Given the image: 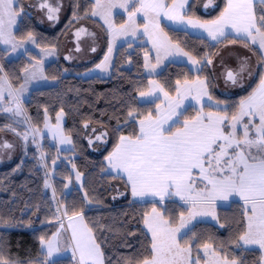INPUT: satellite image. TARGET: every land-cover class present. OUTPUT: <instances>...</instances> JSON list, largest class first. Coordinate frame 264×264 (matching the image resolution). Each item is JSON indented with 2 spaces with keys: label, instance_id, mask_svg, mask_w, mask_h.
Wrapping results in <instances>:
<instances>
[{
  "label": "snow or ice",
  "instance_id": "snow-or-ice-1",
  "mask_svg": "<svg viewBox=\"0 0 264 264\" xmlns=\"http://www.w3.org/2000/svg\"><path fill=\"white\" fill-rule=\"evenodd\" d=\"M90 2V9L86 8L79 17L74 12L73 20L79 23L81 19L99 18L103 22L109 40L107 52L96 69L104 72L111 67L117 38L129 35L147 36L151 42L155 64L151 63L147 51L144 52L143 63L149 74L155 73L162 60L168 57L186 58L197 73L213 64L209 54L205 53L198 59L184 51L179 42L173 43L160 26L162 19H167L174 30H202L214 42L213 47L240 44L254 53L259 52L255 66L258 83L248 95L233 104L227 100H213L208 91L211 82L207 76L201 78L196 75L191 81L185 77L183 83L176 80L175 97L155 80L148 81L147 90H138L139 97L152 103L162 100L164 107L156 105L154 112L144 113L129 106L125 124L132 127V131L128 135L119 134L122 129L117 126L115 147L104 158L106 163L102 168V173L124 180L133 201L151 198L150 210L143 212L141 217L147 244L142 252L122 258L121 264H249L246 254L256 250L259 256L254 264H264V0H225L223 9L213 20H202L194 14L192 5L195 0ZM213 4L214 0H206L203 7L207 9ZM36 7L45 13L47 20L58 22L62 7L60 0L56 3L37 0ZM116 8L127 13L126 21L116 23L113 18ZM27 15L23 0H0V44L6 46L5 54L16 53L20 49L27 52V45H37L33 31L17 38L16 33L21 31L20 25ZM73 35L77 42L76 51H80L81 36L95 38L96 34L82 26ZM128 46H132L131 41ZM90 50L95 52L96 47L91 46ZM54 51L43 50V56L53 55ZM251 69L249 59L244 58L236 70H225L224 79L232 85L242 86L244 74L247 73L248 78L254 74ZM22 71L23 83L17 88L0 65V113L11 114L9 118L23 116L26 130L20 133L11 125H5L0 126V131L7 130L17 136L25 150L29 140L39 150L38 137L43 139V133L28 123L22 105L30 84L37 79L47 80L43 74V60L30 62V67H24ZM188 98L196 102L188 107L197 109L190 119L185 116L188 109L183 103ZM205 106L208 111H205ZM44 112L47 114V108ZM64 115L61 107L55 125L45 115L44 129L60 145H69L68 150L75 151L73 140L65 134L62 125ZM83 126L85 129L89 127L88 123ZM91 131L95 133L96 129ZM107 137V131H102L94 139L89 137L88 143H107ZM12 147V143L0 141V149ZM68 163L76 184L82 190L81 204L69 206L57 201L45 153L41 151L39 167L44 168V189L51 190L55 231L38 237V253L28 259L13 257L5 241L0 240V264H61L53 257L68 252L73 264H106L102 247L106 246L105 238L97 236V231L102 229L97 225L89 226L85 217V209L93 205V199L83 190L84 174L76 171L71 160ZM51 165L55 172V158L51 159ZM64 179L67 183L63 184V189H67L73 183V175ZM233 197L242 201V218L234 239L227 247L224 243L219 246L213 242L202 243L194 231L193 221L210 218L223 229L225 225L219 221L216 205ZM166 200L168 206L165 205ZM178 203L184 211L173 216L170 207ZM36 211H39L38 206ZM45 223L51 221L46 220ZM17 226L19 222L10 212H0V227Z\"/></svg>",
  "mask_w": 264,
  "mask_h": 264
},
{
  "label": "trees",
  "instance_id": "trees-1",
  "mask_svg": "<svg viewBox=\"0 0 264 264\" xmlns=\"http://www.w3.org/2000/svg\"><path fill=\"white\" fill-rule=\"evenodd\" d=\"M33 0H23L27 17L21 23V31L17 32L20 39L27 31H33L37 37V45L42 49L55 48L59 58L50 63L45 68L47 77L56 81L52 87L39 88L31 92L25 101L26 110L35 127L42 129L44 126L45 115H49L53 122L61 107L66 115L64 125L65 133L70 135L75 151H63L62 156L66 160H71L76 169L83 173L84 188L93 199V205L85 209V217L89 226L97 225L102 230L97 231L98 237L105 238L106 264H121L124 257L132 256L143 251L147 241L144 236V225L142 223V213L149 211L152 204L148 202H135L131 197L114 202L112 200L115 184H124L122 179H113L106 173H102L105 165V157L113 150L116 144L117 133L115 129L119 125L122 131L119 134L128 135L132 127L125 124L126 113L129 106L137 109L138 112L153 111L159 101L155 103H143L139 99L138 90H147L148 77L145 73L144 52L150 54V47L147 44H128L118 49L113 72L109 78L91 77L85 78L82 75L87 72L97 61L91 64L73 65L65 61L62 55L64 41L67 35L76 27L77 22L73 20L74 12L77 17L82 15L86 8L90 9V0H69L70 9L68 16L61 25L55 29H45L39 25L36 17L29 13V5ZM198 1L192 5V11L202 20H213L223 9L225 0H219L218 8L211 14H203L198 9ZM70 21H72L70 23ZM101 24L95 19L79 20V22ZM126 21V17L119 14L116 16V23ZM164 30L174 43L179 42L184 51L190 52L198 59L205 53L213 58L223 45L213 47L206 37L191 34L189 31L174 30V28L164 25ZM104 32V27L101 28ZM107 41V38H106ZM259 59V52H256ZM39 55L34 51L27 53L18 59L8 60L7 54L0 47V65L8 73L9 79L14 87H19L23 83L24 67H29L30 62L39 60ZM200 75L202 78L207 76L210 80L209 91L215 100H227L229 104L238 102L239 99L248 95L258 83L256 82L245 92L224 96L216 90L215 79L211 67H207L203 72L197 73L190 69L187 64L169 63L165 69L156 76L157 81L162 84L170 95H175L174 85L176 80L183 83L185 77L190 81ZM20 77V79H16ZM47 108V114L44 109ZM196 109L189 108L185 112L187 118L195 115ZM0 114V119L2 118ZM0 126L7 125L0 122ZM88 123L95 127H101L108 131L109 139L104 151L100 154L91 152L88 142L85 139L84 124ZM44 153L48 172L53 173L52 182L56 188L57 201H63L66 205L76 204L79 206L82 199V190L73 185L70 193L63 189V184L67 183L64 179L68 175H73L72 169L64 161L56 166L55 172L52 170L51 159L57 157V147L52 143H45ZM71 157L75 159L72 160ZM44 168L39 167V158L35 151L31 150L27 159L17 162L14 165L0 169V212H9L19 222L15 228L0 227V240L5 241L7 250L13 257L19 256L21 259L35 257L38 253L37 239L51 231H55L56 223L53 216L54 204L51 200V190H45L43 185ZM168 206V201H165ZM39 211H36V207ZM184 211L179 203L170 207L171 215H178ZM242 203L231 202L227 207L218 208L220 223L225 227L219 228L216 224L209 222H198L195 224L194 231L203 243L213 242L219 246L234 239L239 231L241 220ZM51 223H45V221ZM30 225V226H29ZM135 235H129V233ZM235 245H232L234 248ZM195 256V252L193 253ZM239 255V253H237ZM249 264L259 256L256 250L251 254H246ZM61 264H73L71 257L56 259Z\"/></svg>",
  "mask_w": 264,
  "mask_h": 264
},
{
  "label": "rangeland",
  "instance_id": "rangeland-1",
  "mask_svg": "<svg viewBox=\"0 0 264 264\" xmlns=\"http://www.w3.org/2000/svg\"><path fill=\"white\" fill-rule=\"evenodd\" d=\"M218 1L219 0H214V4L212 6H210L209 8L205 9L203 7V5H204V3H206V0H199L198 1V9L203 14H211L217 10L218 5H219ZM50 2L56 3L57 0H50ZM60 2L62 4V7L60 9L58 22L54 23L52 21L47 20L45 13L43 11H41L38 7H36L37 0H33L30 3L29 13L36 17V19H37L39 25H41V27L48 29V30L55 29L56 27L61 25L62 22L66 19V17L68 16V13H69V9H70V1L69 0H60ZM119 14L125 16L126 20H127V13H125L120 8H116V9H114V12H113V18L115 21H116V16ZM95 19L101 24V27L96 23H90V22H86V21L77 23L76 27L73 28L72 31L65 38L64 46L62 49V55H63L64 59H65V57H71L70 59H65V61H67L70 64L83 65V64H91V63L97 61V63L94 64L91 67V69H89L87 72H85L82 75L83 77H85V78H91V77L109 78V77H111L118 49L125 44H129V41H131L132 44H147V45H149V47L151 49L149 59L151 60L152 64H155V59H154L155 51H154V49H152L151 42L148 40L147 36L137 35L136 37H132L131 35H129L127 37L117 38V40L115 42V46L113 48V53L111 56V67L109 68V70L107 72H104V71H101L99 69H96V65L101 63V61L103 60V56L107 52V44H108L109 37L101 29L103 26V22L101 20H99V18H95ZM163 24L168 26V27L174 28V26L171 25V23L167 19L161 20L160 26L164 30ZM82 26L86 27L90 32H94L96 35H95V38L89 37L87 35H82L80 42H79L81 50L76 51V43L77 42H76V39H75L73 34L78 28H80ZM187 31H189L191 34L207 38V34L204 33L202 30L189 28ZM164 32H165V30H164ZM106 38H107V41H106ZM211 42H213V41H211ZM91 46L96 47L95 52H92L90 50ZM0 47L4 50V48L6 46L0 44ZM27 47L29 49L28 51H34L39 55V57H40L39 60H43V74L47 77V75L45 73V68L47 65L56 61L59 58V54H58L57 50L55 48L42 49L38 45H31V44L27 45ZM52 49L55 50L53 55H50L47 57L43 56V50H52ZM26 53L27 52H25L24 49H20L16 53L7 54V59L8 60H15V59H18L19 57L25 55ZM244 58H248L250 64L252 65L251 70L254 73L252 75V77L248 78L247 73H245L244 74L245 78L242 81V86L232 85L230 82H226L224 79V75H223L225 70L226 69L236 70L238 68L240 61ZM212 59H213V64L210 67H211V70L213 72V77L215 79L216 90L221 95L233 96V95L243 93L246 90H248L256 82V80L258 78L257 75L255 74L258 71L257 68L255 67L256 63L258 61V57L256 55V52L254 53L253 51L242 47L240 44L228 45L227 47H225L223 45L218 50V52L216 53V55ZM39 60H36V61H39ZM173 60L177 61L178 63H182V64L188 63L190 69L192 71H195L194 67L189 62H187L186 58L168 57V58L162 60L161 64L156 68L155 73L149 74V72L145 69L146 75L148 77H150V80L157 81L156 76L159 73H161L165 69V67L169 63H171ZM36 61H34L33 63H35ZM184 61H186V62H184ZM23 75H24V73H23ZM55 84H56V81L51 80L48 77H47V80L37 79L30 84L28 91L25 93L24 98H23V105H22L24 108V116L28 117V123L31 124L33 127H35V126L33 125V122H32V120H31V118H30V116L26 110L25 101L28 100V98H29V96L33 90L39 89V88L52 87ZM209 93H210V91H209ZM213 100H215V99H213ZM160 101L161 102L159 103V105L161 108H163L164 102L162 100H160ZM0 114L3 115L2 118L0 119V122H6L7 125H11L13 128L16 129L17 132H20V133H22L26 130L27 126L24 123H22V121L24 119L23 116L22 117H11V118H9L11 116V114H4V113H0ZM47 118L52 125L56 124V121L53 122L49 115H47ZM65 122H66V115H64L63 120H62L63 127L65 125ZM88 125H89V127L87 129H85V139L87 142H88L89 137H92L94 139L95 135L101 134L102 131H107L106 129L101 128V127H95V126H92L90 124H88ZM92 128L96 129L95 133H93L91 131ZM40 130L43 133V139H40L38 137V142L40 144L39 150L37 149L36 145H33L31 143L30 140H29V143H28L27 148L25 150L22 146L21 140L17 136L13 135V133H11L7 130L0 131V141H8V142L13 144V147L11 149H0V169L8 168L17 162H20V163L23 162L25 159H27L31 150L35 151V154H37V156L39 158L40 152L41 151L44 152L45 143H49V142L52 143L55 147H57V149L58 148L60 149L59 153L57 154L58 160L56 161V166L61 165L65 161L71 168V164H69L68 160L65 159L66 157H64V155L62 156L63 151H69L68 149L70 146L69 145H60L56 140H53L51 133L47 132L44 129V126ZM107 133H108V131H107ZM108 139H109V133H108V137H107V143H108ZM107 143L97 141L91 145L89 143L88 144H89L91 152L96 153V154H100L104 151ZM71 158H72V160L75 159L74 157H71ZM45 161H46V155H45ZM76 171H78V170L76 169ZM49 174H50V183L53 185V182H52L53 173L51 172ZM82 179L84 181V177H82ZM73 185H77L75 180H74V177H73V183L70 184L69 187L67 188L68 193L71 192ZM77 187H78V185H77ZM120 193H127V194L126 195H120ZM129 196H131V194L124 184H115L114 189H113V195H112V200L114 202L124 200ZM228 205H229V203L217 204L216 205L217 215H218V208L219 207H227ZM198 222H209V223L216 224V222L211 220L210 218H206L203 221H200L198 218L197 221H193V224L195 225ZM67 255H69V256H67ZM59 256L61 258L71 257V253L68 252L67 254L64 253V254L59 255ZM58 259H60V258H58ZM54 260H56V259H54Z\"/></svg>",
  "mask_w": 264,
  "mask_h": 264
},
{
  "label": "crops",
  "instance_id": "crops-1",
  "mask_svg": "<svg viewBox=\"0 0 264 264\" xmlns=\"http://www.w3.org/2000/svg\"><path fill=\"white\" fill-rule=\"evenodd\" d=\"M184 62H186V61H184ZM171 63H178L177 61H175V60H173ZM184 64H188V63H184ZM188 66H189V64H188ZM194 72H196V71H194ZM202 78V77H201ZM166 91V90H165ZM209 91V90H208ZM210 94V93H209ZM162 95V94H161ZM173 96V95H172ZM173 97H175V95L173 96ZM139 99H140V101L141 102H143V103H149V102H151L150 100H146V99H144V98H141V97H139ZM207 100V98H205V101ZM157 101H159V103L161 102L160 100H157ZM184 106L185 107H187V109H189V108H192V107H188V105L189 104H192V105H195L196 104V102L194 101V100H192L191 98H188V99H186V100H184ZM159 105V104H158ZM197 108H198V106H197ZM194 109H196V108H194ZM197 110V109H196ZM209 109L207 108V106H205V111H208ZM131 197V196H130ZM131 199L133 200V198L131 197ZM151 200V198H145V201H135V202H148V201H150ZM167 201V200H166ZM234 201H238V202H241L242 203V201H240L239 200V198L238 197H233V198H230V200L228 201V202H217V204H227V203H231V202H234ZM65 254H67V253H65ZM67 256H69V255H67ZM54 259H58V258H61L60 256H55V257H53Z\"/></svg>",
  "mask_w": 264,
  "mask_h": 264
}]
</instances>
